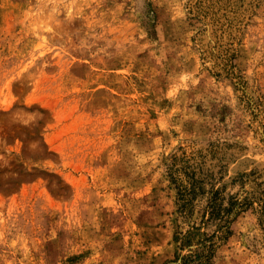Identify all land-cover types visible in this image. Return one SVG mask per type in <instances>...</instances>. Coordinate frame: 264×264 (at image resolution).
<instances>
[{
    "label": "rangeland",
    "instance_id": "1",
    "mask_svg": "<svg viewBox=\"0 0 264 264\" xmlns=\"http://www.w3.org/2000/svg\"><path fill=\"white\" fill-rule=\"evenodd\" d=\"M193 183L264 264V0H0V264H168Z\"/></svg>",
    "mask_w": 264,
    "mask_h": 264
},
{
    "label": "trees",
    "instance_id": "2",
    "mask_svg": "<svg viewBox=\"0 0 264 264\" xmlns=\"http://www.w3.org/2000/svg\"><path fill=\"white\" fill-rule=\"evenodd\" d=\"M200 195H207L200 222L193 223L186 232L178 230L176 233L180 250H188L190 253L183 255V252L179 251L176 258L168 264H215L221 242L227 240L232 233L234 218L231 215L234 213L235 203L230 201L226 204L220 189L207 192L196 183L191 186L179 184V212L188 216L187 212L195 207L194 204ZM210 226L215 227L213 232L203 231Z\"/></svg>",
    "mask_w": 264,
    "mask_h": 264
}]
</instances>
